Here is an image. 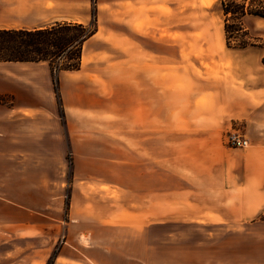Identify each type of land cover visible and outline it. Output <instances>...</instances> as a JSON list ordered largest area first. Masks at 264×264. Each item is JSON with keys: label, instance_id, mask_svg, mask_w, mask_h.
<instances>
[{"label": "crops", "instance_id": "obj_1", "mask_svg": "<svg viewBox=\"0 0 264 264\" xmlns=\"http://www.w3.org/2000/svg\"><path fill=\"white\" fill-rule=\"evenodd\" d=\"M83 1L0 0V29L34 30L55 23L80 24L85 15ZM106 1L113 9L124 3L120 7L126 9L127 21H132L135 11H141V17L146 14L151 20L159 19L156 11L164 9L172 11L168 21L180 23L181 0ZM69 2L75 4L70 6ZM139 36L142 58H148L150 53L163 57L159 51L145 48V34L141 32ZM84 60L82 56V64ZM82 67L60 80L62 121L50 87L42 94L15 84L0 90L13 98L11 106L0 104V203L10 206L18 216L22 213L35 219L39 209L57 208L63 201L59 194L64 188L69 189L67 220L52 219L54 222L43 227L32 221L13 225V233L44 235L49 239L30 255L31 264H148L134 258L133 250L138 245L122 239L123 235L143 232L142 228L150 222L164 224V219L233 215L243 220L264 210V121L247 98L224 106L217 93L209 107L195 111L189 106H178L176 111V105L166 98L164 79L150 77L149 66L141 65L139 72L127 73L130 102L123 118L111 107L116 105L112 95H102L100 83L92 79V73L82 72ZM194 112L199 116L196 120ZM105 114L114 120L139 121L140 127L101 130ZM227 117L243 121V127L249 129L248 152L233 154L223 144ZM62 128L69 150L71 179L64 181L56 167L55 177L49 173L46 181L47 176H41L38 164H32L42 155L46 161L47 154L51 155L49 162H53L54 154L60 165L65 151L37 145L34 139L39 133L45 139H53ZM117 138H125L126 145H120ZM119 151L123 157L117 156ZM10 159L18 163L13 172L18 191L13 192L11 200L2 198L5 162ZM26 163L28 168H22L21 164ZM57 183V188L49 190L46 203L38 208L30 197L43 186ZM62 184L65 186L61 187ZM113 194L115 197H111ZM61 232L74 240L58 242L56 237L50 241L54 240L53 233ZM110 234L119 236L114 240ZM178 245L184 246L183 255L174 257L178 264H214L207 253L200 258L195 254L197 249L210 250L208 243Z\"/></svg>", "mask_w": 264, "mask_h": 264}, {"label": "rangeland", "instance_id": "obj_2", "mask_svg": "<svg viewBox=\"0 0 264 264\" xmlns=\"http://www.w3.org/2000/svg\"><path fill=\"white\" fill-rule=\"evenodd\" d=\"M206 1L181 0L179 24L177 21L175 24L173 21H168V16L172 14L169 10L156 11L160 18H152L153 20L146 14L141 17V11H135L132 21H127L126 9L120 7L124 6V3L119 4L118 9L109 8V2L106 0H84L81 3L85 15L80 24L88 27L92 24L96 26V35L92 36L82 48V56L85 59L84 64L81 63L82 72L92 73V79L100 83L102 95L106 92L107 95H112L116 105L111 107L116 110L118 116L124 118L126 109L129 107L130 92L126 88V82L129 81L128 71L139 72L141 65H148L150 77H154L155 80L157 77L164 79L166 98L176 105L174 106L176 111L178 106L180 109L189 106L195 111L209 107L218 93V96L221 95L224 106L247 98L258 108L260 117L264 121V65L261 62L264 57V19L253 17L243 19V27L248 33L247 42L254 46L244 50L227 48L219 0H208L207 6ZM74 4V2L68 3L70 6ZM126 30L130 35L126 33ZM141 32L148 37L144 36L146 40L148 39L145 48L150 51H159L163 57L156 58L151 53L148 54L150 55L148 58L140 56L142 42L139 33ZM131 33L134 36H131ZM66 73L68 72L58 75L59 85L58 95H56L47 64L0 63V90L15 84L21 88L37 89L42 94L46 87H50L51 97L55 98L58 104V117L62 121L60 80ZM0 100L3 105L11 106L13 98L0 92ZM173 110L171 107V111ZM175 115L180 117L179 114L175 113ZM192 116L195 120L199 117L195 112ZM123 118L114 120V117L105 114L102 117L100 129L122 131L140 127L139 121L132 123ZM172 120L168 118V122ZM226 121L227 126L222 132L225 147L233 154L248 152L250 146L244 149L233 148L227 144V138L230 133H236L248 140L246 135L250 133L249 129L246 130L243 127V121L237 118L230 120L227 117ZM182 123L185 124V121ZM178 126V124L175 125V127ZM262 127L264 129V123ZM40 134L34 139L37 145L52 149L64 148V160H61L58 165L54 159L56 155L53 154V162H49L51 155L47 154L46 161H44L45 155H42L37 158L36 163L33 161L32 165L38 164L41 176H47L46 181L50 177L49 173L55 177L54 168L57 167L64 181L69 182L71 179L70 157L63 128L56 132L58 137L53 136V139H45ZM116 140L120 145H126L125 138ZM5 148L6 151L9 150L7 145ZM117 156L123 157V153L119 151ZM17 164H14L11 159L5 162L3 178L6 184L2 191V198L11 200L13 192L18 191L15 185L16 179L13 178L14 165ZM24 165L27 166L29 163L21 164L22 168H28ZM64 186V184L61 185V187ZM57 187L58 183L45 185L30 198L40 208L46 203L49 190ZM68 194L69 189L64 188L59 194L62 197V203L54 209H39L35 219L28 218L22 213L18 216V213L10 206L0 203V215H2L0 224L4 225L0 226V264H31L30 255L35 253L40 243L49 239L44 235L30 236L13 233V225L32 221L43 227L54 222L52 219L67 220L65 210L68 206L66 198ZM111 197H115V194ZM164 220H167L164 224L150 222L142 228L143 232L123 235L125 237L122 239L138 245L133 250L134 258L144 259L148 264H178L174 257L183 255L182 252H184L182 250L184 246L178 244L197 242L208 243L211 247L207 252L204 249H197L195 253L197 257L200 258L207 253L213 257L214 264H264V210L255 217L243 220L233 215L220 218ZM108 236L117 240L119 235ZM52 237L54 240L50 239V241H55L56 237L58 242L74 240L63 232L53 233ZM33 264L37 263L33 262Z\"/></svg>", "mask_w": 264, "mask_h": 264}, {"label": "trees", "instance_id": "obj_3", "mask_svg": "<svg viewBox=\"0 0 264 264\" xmlns=\"http://www.w3.org/2000/svg\"><path fill=\"white\" fill-rule=\"evenodd\" d=\"M227 48L244 50L247 42L245 17L264 19V0H219ZM96 33V26L55 23L34 30L0 29V63L47 64L58 95V75L81 69L84 43ZM264 65V57L261 60ZM0 104H3L0 100Z\"/></svg>", "mask_w": 264, "mask_h": 264}, {"label": "built area", "instance_id": "obj_4", "mask_svg": "<svg viewBox=\"0 0 264 264\" xmlns=\"http://www.w3.org/2000/svg\"><path fill=\"white\" fill-rule=\"evenodd\" d=\"M227 144H229L233 148L244 149V148L249 147L248 140L236 133H230L228 135Z\"/></svg>", "mask_w": 264, "mask_h": 264}, {"label": "bare ground", "instance_id": "obj_5", "mask_svg": "<svg viewBox=\"0 0 264 264\" xmlns=\"http://www.w3.org/2000/svg\"><path fill=\"white\" fill-rule=\"evenodd\" d=\"M204 1H205V0H204ZM207 1H208V0H207ZM207 1L205 2L206 4H205V3H203V4H205L206 6H207Z\"/></svg>", "mask_w": 264, "mask_h": 264}]
</instances>
